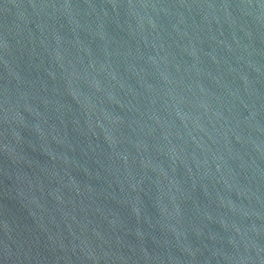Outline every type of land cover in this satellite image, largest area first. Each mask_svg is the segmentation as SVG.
I'll return each instance as SVG.
<instances>
[{"label":"water","instance_id":"1","mask_svg":"<svg viewBox=\"0 0 264 264\" xmlns=\"http://www.w3.org/2000/svg\"><path fill=\"white\" fill-rule=\"evenodd\" d=\"M0 264H264V0H0Z\"/></svg>","mask_w":264,"mask_h":264}]
</instances>
